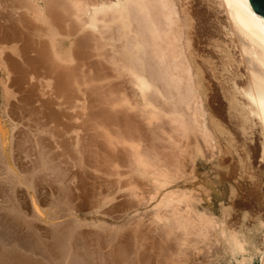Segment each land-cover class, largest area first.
Here are the masks:
<instances>
[{
    "label": "bare ground",
    "instance_id": "1",
    "mask_svg": "<svg viewBox=\"0 0 264 264\" xmlns=\"http://www.w3.org/2000/svg\"><path fill=\"white\" fill-rule=\"evenodd\" d=\"M216 1L224 9L225 19L237 37L238 54L247 68L245 77L235 80L232 86L239 101L236 105L260 126L264 136V19L254 12L249 0ZM179 6L178 0H0V264H126L127 258H131L129 264H144L133 254L140 242L133 253L125 254L127 221L122 214L113 218L117 207L112 205L105 185L99 183L100 192L96 190L99 187L94 186L99 193L96 197L92 195L91 204L87 200L88 205L87 195L82 192L85 186L76 180L74 169L83 170L86 165V158L80 156L85 147L81 145L87 144L79 140L80 123L84 121V128L93 130L95 119L103 116L104 120L105 112L110 111L95 110L98 115L90 111L95 104H89L99 100L94 87L83 93L90 101L86 103L90 110L87 108L84 113L85 107L80 108L81 114L78 104L83 91L81 86L95 82L96 72L103 78V73L96 68L92 77L85 78L88 75L82 70V58L92 42L98 56H104L99 54L103 50L110 52L109 59L119 77L127 78L134 93L145 102L142 107L138 98H134L138 100V106H134L135 100H132L134 108L145 109L146 105L145 110L140 108L142 113L138 115L142 114L141 119L153 124L160 135L168 132L170 154L167 155H171L169 164L174 176L171 179H176L184 169L183 157L188 156L195 164L199 158H205L206 148L211 153L216 148V139L209 128L203 84L200 85L190 57L193 44L190 45L187 38V25ZM105 101L114 110L113 105L117 103L112 105V101ZM131 103L124 101V105H118L130 109L131 113ZM109 113L111 121L112 113ZM127 125L128 129L136 130ZM160 135L155 139L160 140ZM87 142L90 145V140ZM183 145L190 147V151L186 152ZM135 148H131L130 163L143 165L145 172L148 167L149 170L154 168L145 163L147 160H142L144 155L137 150L139 147ZM156 150L155 147L147 154L153 162L161 158ZM262 154L264 159V147ZM89 155L90 158L95 156ZM65 156L70 162L64 161ZM161 161L154 165H161ZM167 176L162 174L160 178L157 176L158 180L156 176L150 180L155 178L157 184L165 187L169 183ZM146 178L144 181L148 180ZM86 184L93 188V183ZM188 184L184 182V194L179 198L163 196L165 199L159 207L164 210L153 222L156 228L152 226L163 229L164 240H170L178 248L176 254V250L174 253L167 250L172 254L165 250V254L173 256L169 257L170 262L191 264V260L196 262L201 254L208 256L213 233L227 240L237 264L253 261L244 240L238 238L237 233L229 234L224 219L213 213L216 194L212 183L196 174L193 188ZM92 191L88 190L87 194L91 195ZM204 204H208L209 210ZM262 238V244L252 245L259 264H264ZM161 246H165L158 247L163 253L164 248L169 249L167 245ZM159 255L154 260H158ZM165 260L160 259V262L169 263L168 257Z\"/></svg>",
    "mask_w": 264,
    "mask_h": 264
},
{
    "label": "rangeland",
    "instance_id": "2",
    "mask_svg": "<svg viewBox=\"0 0 264 264\" xmlns=\"http://www.w3.org/2000/svg\"><path fill=\"white\" fill-rule=\"evenodd\" d=\"M178 5H180V10L182 9L180 12H182L183 18H185L187 25V38H189L190 45L193 44L190 48V50L192 49L190 51V57L192 59L193 66L196 68L195 70L197 75L199 74L198 77L202 82H200V85L203 84L201 86H203L202 90L205 94H203V96L205 98L204 100L206 106L208 107L209 128L216 139V148H214L212 153L208 148H206L207 151H205V158H199L195 164L189 161L190 159L188 156H186V158L183 157V159H185L184 169L182 168L183 170L179 173V175L176 176V179H171L174 178V176L169 164L171 155H167L170 154V151L167 148L168 141L166 136L168 132H166V135H163L165 133L160 135L158 132H155V126H152L153 124L150 125L149 121L146 122L147 120L144 119V122V120L141 119L143 117L142 114H140V116L138 114L142 113L140 106L143 107L145 102L134 93V89H132L131 84L128 82V80H126L127 78L119 77L115 71L116 68H114V65L111 64V59H109L110 55L108 54H110V52L107 54V52L103 50L102 52L100 51L101 53L99 54H104V56H98V52L96 51L92 42L90 44L91 48L88 49L90 47L89 46L86 48L87 50L85 49V52L83 51L84 55L82 58V63L84 66L82 65V70L86 72V75H88H85V78H89V76L92 77L94 75L92 74L95 71L93 68H96L97 71L99 70L100 73H103V78H100L101 75L98 77L96 72L94 77L97 78H93L94 81L96 80L95 82L90 81L87 82L88 84L86 83V85L81 86V90L83 91L80 95L81 97H79V109H83L85 107L86 110L84 109L85 111H83L86 113L88 106H93V104H95V107L93 106L94 110H92V107L90 110L89 107L88 111L90 110L94 112L96 110L98 112H105L110 110L108 112L112 113V115L109 113L110 117L112 116V120H108V112H105L107 114L104 115V120L102 119L103 116L100 119L98 118L99 120L95 119L96 121L92 128L93 130H89L90 128H88L89 131L84 128V121L80 123L81 126H79V129L81 132H79V136L81 139L79 138V140H81L82 143H87L81 146H85L87 150L89 147H91V149L93 148V152L90 151L91 149H89L88 152L87 150L83 149L85 147H82L80 156L83 157L82 159L86 158L84 159L86 161L83 160L86 165L84 166L85 168L83 170L80 168L74 169L77 178L76 180L82 182V185L84 184L85 189L82 187V192L87 195L85 199L86 203L87 200L91 201L89 204L94 201L92 195L95 194L94 197L98 195L97 192L100 190L99 183L103 184V186L105 185L104 187L107 188L105 190L110 193L109 195L111 196V201L113 203L112 205L117 207H114L116 209L113 210V218H119L122 214L125 216V220L127 221L125 222L126 226L124 229V234L127 235L125 237V239L127 238L125 240L127 243L126 247V243H124L126 251L125 254L133 253L134 249L137 248V245L140 242L138 246L139 248H137L139 250L137 251L136 249L133 254L135 256L137 255L136 258L138 257L137 259L140 261V263L144 262V264H151L150 260H153L154 262L152 264H154L157 260V258L154 260V257L159 255L161 252L163 253V250L161 251L159 248L163 249L165 246L162 247L161 245H167L169 249H167V247L164 248L163 255H159L160 257H158L157 263H155L160 264L162 263L160 262V259L161 261L163 259V262H165V259L168 257L169 260V257L172 256H170V254L174 253L173 250H176V254L178 248L176 249V245L169 242L170 240L168 242L167 240H164L166 236L165 232H163V229H154L156 227H154L155 225L153 222H156L155 220H157L158 215H162V210H164L159 207L162 206V204L159 205V203H162L161 201H163L165 197L174 195L176 198H179L183 196V191L185 190L184 182L189 183L188 187L192 189V183L195 181L196 174H200L204 176L206 180L211 182L215 188L216 199L213 200L215 202L212 209L213 213L216 216L224 219L227 224L228 228L226 229L228 230L229 234L235 236L237 233L236 236L244 240L246 248L250 251L251 256H253V261L248 264H259V259L256 257V252L254 251L253 247L262 244V237H264V159L262 154V149L264 147V136L260 126L251 121L242 108L240 110L239 104L236 105V103H239V101L236 99L238 98L237 95L234 94L236 89L233 91V83L235 80L239 81L244 75L247 74V68L245 65L246 63L243 64L245 61H242L244 59L238 54L239 49L236 47L238 46L236 41L237 37L232 31L233 29L231 28L229 21L227 23L228 19H225L226 14L223 12L224 9L218 6L216 0H178ZM185 11H187L189 14ZM92 49H95V51L93 52ZM94 87L95 89L93 90H96L98 93H96V97H98L97 100H99L96 101L94 99L96 103H93L92 101V103L86 106V103L88 104L90 101L88 102L86 100L87 97L84 96L83 93L88 91V88ZM118 98H123V100ZM134 98H138L139 100L138 103L140 106L138 109L133 107V105L138 101ZM92 99L93 98H91V100ZM100 99L103 102L100 101ZM105 100L112 101V105L114 103L116 104L119 100L122 101L119 102L121 104H123L124 101H131L132 106L129 107L132 108L131 113L129 111L130 109L123 106L124 104L122 107L121 105L119 106V103L113 105L114 110L111 105L109 106L113 110L112 112ZM132 100H135V103ZM82 105L84 106L82 107ZM134 106H138V104ZM144 107L146 109V105ZM124 109L128 110L125 111ZM122 110H124L125 113H123ZM134 110L137 111V114L134 113ZM114 111H116L118 114ZM80 112L82 114V110ZM119 113H122L123 115ZM95 115H98V113ZM101 115L102 113L100 116ZM115 115H117V119L114 118ZM124 115H127L128 118ZM138 116L140 118H138ZM105 118H107L108 122ZM114 121L118 122L116 124L110 123ZM125 121L130 122L127 123L129 124V127L134 126L131 128L136 130L139 129V131L136 132V130L128 129V125L125 124ZM96 130L99 133H96ZM92 132H95L93 135H96V137H91ZM98 134L100 135L97 137ZM158 135H160V140L155 139L159 137ZM67 138L68 137H66V139ZM93 139H95L94 143L92 141ZM89 140L90 142L92 141L90 145L88 144L89 142H87ZM153 140H156L157 143H155L156 141L154 142ZM161 140L165 141L166 143L162 142ZM151 141L152 143H150ZM91 144L95 145L93 146ZM150 145H154V148ZM87 146L89 147L87 148ZM137 146L139 149H137ZM183 146L185 147V145ZM132 147H136L135 149L144 155L142 159V155L140 154V158L142 160H147L145 163L147 162V165L149 164L148 166H152L155 169L152 168L149 170V167L147 166L148 168L146 167L147 171L145 172V170H143L144 168L142 167L143 165L139 166L140 164L138 165V163H136V165L133 162L130 163L132 161H130L132 158L131 152H133V149H131ZM155 147L157 148L156 151L159 155V158H161L159 161L153 162L151 158H147V154L148 152L155 150ZM161 147L162 149H160ZM163 148H167V150H164ZM185 148L183 149L186 152L187 150L190 151V147L189 149ZM89 153L94 154L95 156L92 155L90 158V155L88 156ZM64 161L70 162L69 157L65 156ZM151 161L153 165L155 163H160V161L162 163L161 165L156 164L153 166L152 163H149ZM188 161L191 165L193 164V167L189 166V163H187ZM136 168H140V171ZM141 171L143 172L141 173ZM139 172L142 175L145 173L143 178L147 177L146 179L148 180L144 181L141 174L138 176ZM192 172L195 175H193ZM156 173H159L160 175H157ZM153 174H156V177H153H155L157 180L162 174L168 175L167 179L169 180L167 181H169V183L167 185L165 184V187H162L156 183L155 178L153 179L154 181H151L152 179L150 180V178L153 177L150 176ZM190 175L193 176L189 177ZM85 183H93L91 187L94 189L90 188V185H85ZM94 186L96 188L99 187L96 189L98 191L95 190ZM87 188H89V193L93 190L91 195L88 193L90 196L87 194ZM85 190H87L86 193ZM163 193L166 195H163ZM207 205L208 204H204L205 208L207 209L208 207L207 210H209V206ZM262 225L263 227H261ZM162 234H164L165 237H163ZM215 234L216 233H213V237L210 239L211 243L213 242L210 254L208 256L201 254L200 257L196 258V262L191 260V264H237L231 253L230 245L227 240L221 236V238H219V236L217 237ZM173 245L175 248L171 247ZM214 245L216 246L215 248ZM153 249H155V251ZM157 249H159L161 252L159 253ZM128 250L130 251L127 252ZM165 250L172 251V253L167 251L170 254L168 255V253H166L167 256L166 258L164 257V259L161 257L166 255ZM149 254L152 255L151 258H149ZM130 257H132V255H130ZM145 257L148 260H145ZM127 259L130 261L126 260V264H129V262H131V258ZM158 261L160 263H158ZM169 263H173L172 260L171 262L169 260ZM169 263L167 262L162 264Z\"/></svg>",
    "mask_w": 264,
    "mask_h": 264
},
{
    "label": "water",
    "instance_id": "3",
    "mask_svg": "<svg viewBox=\"0 0 264 264\" xmlns=\"http://www.w3.org/2000/svg\"><path fill=\"white\" fill-rule=\"evenodd\" d=\"M254 12L264 19V0H249Z\"/></svg>",
    "mask_w": 264,
    "mask_h": 264
}]
</instances>
